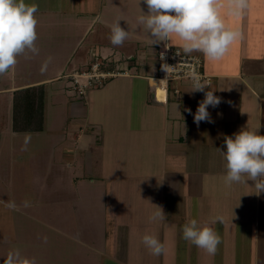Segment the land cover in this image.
<instances>
[{"label":"crops","instance_id":"crops-1","mask_svg":"<svg viewBox=\"0 0 264 264\" xmlns=\"http://www.w3.org/2000/svg\"><path fill=\"white\" fill-rule=\"evenodd\" d=\"M219 2L222 19L239 37L221 59L191 53L203 57L221 100L208 107L210 122L197 125L194 115L209 89L192 92L190 83H174L159 100L158 50L181 42L172 37L151 45L138 23L141 11L148 13L143 0H25L38 5L39 53L19 55L0 75V156L9 146L17 180L53 184L40 197L58 200L52 230L81 248H65L50 262L264 264V192L257 194L251 180L227 185L217 150L226 151L225 136L241 129L264 135V0H246L238 15L229 14L228 0ZM116 19L130 33L122 46L109 39L107 25ZM94 54L129 59L130 75L91 91L87 101L74 100L61 76L88 65ZM29 100L40 105L41 117ZM154 205L165 217L150 222ZM67 208L74 212L70 223ZM216 217L222 222L212 223ZM191 219L218 233L215 254L182 238ZM146 233L164 244L161 255L145 248Z\"/></svg>","mask_w":264,"mask_h":264},{"label":"clouds","instance_id":"clouds-1","mask_svg":"<svg viewBox=\"0 0 264 264\" xmlns=\"http://www.w3.org/2000/svg\"><path fill=\"white\" fill-rule=\"evenodd\" d=\"M229 14L238 15L247 6L246 0H228ZM147 5L148 13L141 11L138 23L147 31L151 45L168 42L172 37H178L182 51L190 54L193 51L203 53L210 60L221 59L231 44L239 37V32L226 26L220 14L219 0H143ZM38 5L26 4L25 0H0V75L8 73L17 63V57L26 52L38 54L36 47L38 34L36 31ZM119 19L114 20L107 27L110 29V42L113 46H122L129 38L130 33L121 27ZM178 54V53H177ZM163 53L161 59H163ZM49 57L41 66L45 71ZM170 66L163 64V70ZM191 87L189 91L204 92V99L199 102L194 122H210L208 107H216L221 103L214 95L210 85L202 83L194 72L190 74ZM190 112L191 110L188 109ZM226 151H220L225 162L227 185L247 184L254 182L257 194L264 192V135L256 131L241 129L234 134V138L225 136ZM27 206V205H26ZM155 206V205H154ZM9 207L15 208V204ZM153 212L150 222L162 220L165 214L161 207ZM222 222L216 217L212 223ZM182 238L212 255L220 244V236L208 224H200L197 219H191L182 228ZM142 243L154 256L165 251L164 244L155 234H144ZM4 264H33V261L24 257L19 250L10 251Z\"/></svg>","mask_w":264,"mask_h":264},{"label":"rangeland","instance_id":"rangeland-1","mask_svg":"<svg viewBox=\"0 0 264 264\" xmlns=\"http://www.w3.org/2000/svg\"><path fill=\"white\" fill-rule=\"evenodd\" d=\"M8 148L0 156V264H4V258L14 250H19L33 264H55L50 260L65 248L72 253L81 247L72 240L62 239L60 233L52 230L58 222V200H46L50 195L45 200L40 197L44 195L42 189L45 193L53 184L33 183L34 177L27 183L17 180L15 171L19 169L10 165L11 151ZM10 204H15V208L9 207ZM71 212L67 208L68 223L74 216Z\"/></svg>","mask_w":264,"mask_h":264},{"label":"built area","instance_id":"built-area-1","mask_svg":"<svg viewBox=\"0 0 264 264\" xmlns=\"http://www.w3.org/2000/svg\"><path fill=\"white\" fill-rule=\"evenodd\" d=\"M163 53V59L161 54ZM178 53V54H177ZM88 65L71 74L61 76L65 81V91L74 100L87 101L89 93L93 90L102 89L111 80L119 76H129V59L113 60L112 58H102L94 54ZM170 66L168 74L163 70L162 65ZM157 73L153 77L156 81L155 87L163 95L168 94L170 86L174 83H192L190 74L195 73L202 83L212 85L214 77L204 71L203 57L197 54H185L181 47L165 44L158 50ZM174 93H180L175 88Z\"/></svg>","mask_w":264,"mask_h":264},{"label":"trees","instance_id":"trees-1","mask_svg":"<svg viewBox=\"0 0 264 264\" xmlns=\"http://www.w3.org/2000/svg\"><path fill=\"white\" fill-rule=\"evenodd\" d=\"M35 99H36V97H35ZM30 102L31 101L29 100V102L27 103L28 108H34L35 115L41 117V113H40V109H39L40 105L36 108V102L35 103H30ZM28 124L30 125L31 123H28ZM31 126L33 127V125H31Z\"/></svg>","mask_w":264,"mask_h":264}]
</instances>
